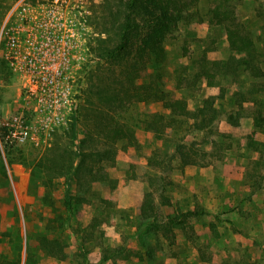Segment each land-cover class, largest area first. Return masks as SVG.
I'll use <instances>...</instances> for the list:
<instances>
[{
	"label": "rangeland",
	"instance_id": "obj_1",
	"mask_svg": "<svg viewBox=\"0 0 264 264\" xmlns=\"http://www.w3.org/2000/svg\"><path fill=\"white\" fill-rule=\"evenodd\" d=\"M16 1L0 0V33ZM70 1L74 13L85 12L89 26L79 53L81 63L70 80L65 121L49 140L7 138L5 122L34 115L32 101L24 92L26 81L11 71L0 44V264H101L106 257L104 264H115V260L117 264H264V131L254 127L253 119L256 112L264 113V91L250 93L252 87L264 89V77H248L241 70L243 82L234 83L233 76H224L212 66L213 60L231 54L226 24L218 23L213 13L217 0H196L166 34L169 60L162 82L167 91L183 97L191 110L218 96L215 106L223 104L225 111L213 122L205 121L203 130L172 135L170 128L157 134L144 129L152 114L170 113L166 102L134 101L121 110L114 105L107 110L112 125L125 121L134 128L135 137L111 148L92 143L83 169L71 177L66 168L59 173L56 166L58 160L67 165L70 150L78 149L93 124L87 118L89 99L97 91L100 68L106 65L100 47L107 35L100 32L105 0ZM229 4L235 22L254 32L264 58V0H230ZM115 69L117 78L121 67ZM239 90L249 100L236 114L229 98ZM232 111L238 126L229 121ZM92 136L99 140L102 134L96 129ZM254 140L261 142V152L248 149ZM58 146L57 154L52 153ZM176 146L198 160L199 167L213 169L212 188L184 183L187 165ZM202 188L205 195L196 193ZM149 194L157 209L149 223H144L142 214L118 206L119 200H146ZM68 200L71 210L66 207ZM162 200L187 201L162 209ZM206 200L223 203L213 205V212ZM256 200H262L261 209L252 205ZM234 209L239 215L232 213ZM173 217L178 220L172 222ZM136 252H141L142 259Z\"/></svg>",
	"mask_w": 264,
	"mask_h": 264
},
{
	"label": "trees",
	"instance_id": "obj_2",
	"mask_svg": "<svg viewBox=\"0 0 264 264\" xmlns=\"http://www.w3.org/2000/svg\"><path fill=\"white\" fill-rule=\"evenodd\" d=\"M229 1L217 0L213 13L218 17V23L226 24L231 54L227 59L213 60L212 66L224 76H233L234 83L243 82L239 78L241 70L248 77L260 79L264 77L262 67L264 58L259 51L255 34L245 25H238L235 22L232 9L227 8L230 5ZM194 5L196 0H105V16L100 32L105 33L107 37L101 39L100 55L106 65L101 66L98 83H95L97 91L89 99L91 108L87 118L90 117V122L93 124L88 134L80 140L78 149L70 150L69 158L66 160L67 165L58 160L59 164L56 167L59 173H64V168L70 177L80 172L84 161L90 156L89 146L94 142H100L111 148L112 144L120 140L135 137L134 128L125 121H118L112 125L110 112L107 110L114 109V105L121 110L128 108L134 101L166 102L170 113L164 116L152 114L151 119L144 122V129L157 134L164 128H170L172 135L190 133L196 129L203 130L206 127L205 121L213 122L221 111H225L223 104L219 107L215 106L218 96H210L204 106L191 110L183 97H176L163 87L162 78L169 60L165 36L177 25L178 19ZM2 7L1 4L0 13H2ZM150 65L153 66L151 72L148 70ZM115 66L121 67L117 78ZM210 85L215 84L210 82ZM261 91L264 89L255 90L252 87L250 93ZM245 93L239 90L229 98V104L237 108L236 114L243 109L244 102L249 100L245 98ZM261 103L264 104V99ZM233 113L232 111L229 121L238 126L239 121ZM200 116L201 119H199ZM253 119L254 127L264 131V113L256 112L253 114ZM96 129L102 134L99 140H95L92 136ZM160 135L162 138L163 134L160 133ZM182 137L185 139L186 134ZM260 144L261 142L254 140L248 145V149L261 152ZM179 147L176 146V149L183 164L201 165L189 152H181ZM58 149L59 146L54 148L52 153L57 154ZM78 157L81 159L78 160ZM57 158L58 155L52 160L57 161ZM67 181L70 182V178ZM66 207L71 210L70 200L66 201ZM155 209V201L152 194H149L142 208L144 223H149L152 217L155 218ZM176 220L178 218L173 217L171 221ZM136 253L142 259L141 252ZM116 262L115 260V264Z\"/></svg>",
	"mask_w": 264,
	"mask_h": 264
},
{
	"label": "built area",
	"instance_id": "obj_3",
	"mask_svg": "<svg viewBox=\"0 0 264 264\" xmlns=\"http://www.w3.org/2000/svg\"><path fill=\"white\" fill-rule=\"evenodd\" d=\"M88 26L85 12L74 13L70 0H17L12 5L0 33L1 55L25 79L34 117L5 122L7 138L39 143L64 123Z\"/></svg>",
	"mask_w": 264,
	"mask_h": 264
},
{
	"label": "crops",
	"instance_id": "obj_4",
	"mask_svg": "<svg viewBox=\"0 0 264 264\" xmlns=\"http://www.w3.org/2000/svg\"><path fill=\"white\" fill-rule=\"evenodd\" d=\"M182 175H183L182 178H183L184 183H187V182L201 183V184H206L210 188H212L211 186H212V183L214 181V172H213V169L211 167H199V166H196V165H187L185 167ZM203 190L204 189L202 188L200 190H195V191H196V193H199L200 195H205V193H204ZM210 193L212 194V196H215L216 195V192L215 191H211ZM208 195H210V194L208 193ZM261 195H263V192L262 191L260 192V196ZM199 197H201V196H199ZM125 201L126 202H124V200H123V202H122V200H119L118 206L123 207V209H126L128 207L129 209L134 210L135 214L137 213V215H140L141 216V214H142V208H143V205H144L145 200H125ZM139 201H140V203H138ZM186 201L187 200H162V202L159 205H161V208L162 209L163 208L165 209L169 205H171V206H177V204H179V205L182 206L183 203H185ZM194 201L196 203H199L201 200H194ZM261 201L260 200H256V202L252 203V205H257L260 208L261 207L260 205L262 204ZM134 202L136 203V205H135L134 208H131L133 206V203ZM206 202L210 204V208L208 210L209 211H213V212H215V209L212 208L213 205L217 206L218 204H222L223 203L222 200H206ZM232 213L233 214H236V215H239L238 211L235 210V209H234V211H232ZM258 214H261V213L257 212L256 215L258 216ZM231 219H233V218H231ZM258 219H259L260 222L262 221V220H260L261 219L260 217H258ZM122 221H123V219L120 218L119 219V222H122ZM119 225L121 226V224H119ZM119 227L116 229V233L117 234L122 233V231H120L121 229ZM236 232H239V231H236ZM239 234L243 236V233L240 232ZM220 249H222V246H220ZM102 260L103 261H102L101 264H104V262H106V261H105L104 258Z\"/></svg>",
	"mask_w": 264,
	"mask_h": 264
}]
</instances>
